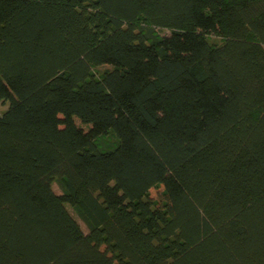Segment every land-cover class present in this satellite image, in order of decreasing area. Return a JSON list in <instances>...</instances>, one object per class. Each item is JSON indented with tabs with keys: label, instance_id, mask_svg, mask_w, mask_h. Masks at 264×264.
I'll return each mask as SVG.
<instances>
[{
	"label": "trees",
	"instance_id": "obj_1",
	"mask_svg": "<svg viewBox=\"0 0 264 264\" xmlns=\"http://www.w3.org/2000/svg\"><path fill=\"white\" fill-rule=\"evenodd\" d=\"M0 105V264H264V0H0Z\"/></svg>",
	"mask_w": 264,
	"mask_h": 264
},
{
	"label": "rangeland",
	"instance_id": "obj_2",
	"mask_svg": "<svg viewBox=\"0 0 264 264\" xmlns=\"http://www.w3.org/2000/svg\"><path fill=\"white\" fill-rule=\"evenodd\" d=\"M167 31H163L162 34H167ZM211 41L214 42H219V39L215 36L210 37ZM104 68H107L106 66L101 67L100 69L103 70ZM7 108V106H3L0 105V113L3 112L5 109ZM116 138L114 137V135L110 134L107 135L106 137L100 138L98 141V144L100 145L99 147L101 149H105V147H113L116 144ZM53 190L57 193V194H62V190L60 185L57 182L53 183ZM67 208L69 210V212L71 213V215L79 222V224L81 225L82 229L87 232V227L84 224V222L79 218L77 212L75 211L74 208H72L70 205H67Z\"/></svg>",
	"mask_w": 264,
	"mask_h": 264
}]
</instances>
